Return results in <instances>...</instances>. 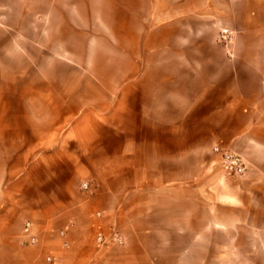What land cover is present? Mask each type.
I'll return each instance as SVG.
<instances>
[{"label": "crops", "instance_id": "obj_1", "mask_svg": "<svg viewBox=\"0 0 264 264\" xmlns=\"http://www.w3.org/2000/svg\"><path fill=\"white\" fill-rule=\"evenodd\" d=\"M117 5V78L47 76L0 16V264H226L264 231V0Z\"/></svg>", "mask_w": 264, "mask_h": 264}, {"label": "rangeland", "instance_id": "obj_2", "mask_svg": "<svg viewBox=\"0 0 264 264\" xmlns=\"http://www.w3.org/2000/svg\"><path fill=\"white\" fill-rule=\"evenodd\" d=\"M117 2L118 0H0V16L3 15V22L12 27L15 46L19 43L31 62L42 63L47 76L67 78L71 69H76L77 77H91L93 72L100 78H117V47L103 37L108 31L110 34L116 31L114 16L118 8ZM142 9L146 12L148 5H143ZM241 27L239 25L237 31ZM127 43L128 41H124V44ZM235 45L245 46L244 36H239ZM109 57L113 58L112 64ZM217 166L230 178L239 179L245 175H228L218 163ZM261 195H264V185L260 187L256 199L255 206L259 211L264 210V197ZM255 221L257 226L264 227V213L257 215ZM254 232L256 233L243 232L240 237L244 242L235 251H223L234 252L236 255V260L226 264H264V231Z\"/></svg>", "mask_w": 264, "mask_h": 264}, {"label": "built area", "instance_id": "obj_3", "mask_svg": "<svg viewBox=\"0 0 264 264\" xmlns=\"http://www.w3.org/2000/svg\"><path fill=\"white\" fill-rule=\"evenodd\" d=\"M232 40V33L229 29L225 28L222 29L219 33V42L228 45L231 43ZM214 154L218 158V164L221 166V168L228 174L232 176H240L246 173L247 171V164L242 156L237 154L236 152L230 150L224 145L218 144L213 148ZM83 190H88L89 185L88 183L82 184ZM95 216L97 218H101V213H96ZM27 226H30V223L27 224ZM111 236L107 237L102 230L99 231L96 235V245L98 247H105L109 243H116V244H124V238L123 236L115 231L113 228L111 229ZM35 242V240H33ZM40 264H54V259L52 257H47L45 261L41 262Z\"/></svg>", "mask_w": 264, "mask_h": 264}]
</instances>
